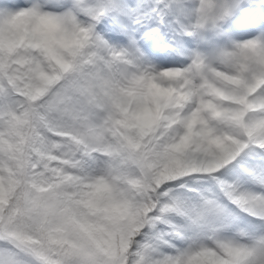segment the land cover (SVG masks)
I'll return each instance as SVG.
<instances>
[{"label": "snow or ice", "instance_id": "snow-or-ice-1", "mask_svg": "<svg viewBox=\"0 0 264 264\" xmlns=\"http://www.w3.org/2000/svg\"><path fill=\"white\" fill-rule=\"evenodd\" d=\"M0 264H264V0H0Z\"/></svg>", "mask_w": 264, "mask_h": 264}]
</instances>
